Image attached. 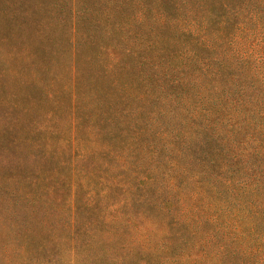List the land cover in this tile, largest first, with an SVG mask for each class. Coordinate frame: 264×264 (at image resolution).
Returning a JSON list of instances; mask_svg holds the SVG:
<instances>
[{
    "label": "trees",
    "instance_id": "obj_1",
    "mask_svg": "<svg viewBox=\"0 0 264 264\" xmlns=\"http://www.w3.org/2000/svg\"><path fill=\"white\" fill-rule=\"evenodd\" d=\"M25 29L70 57L41 128L1 103L0 264H264V0H0Z\"/></svg>",
    "mask_w": 264,
    "mask_h": 264
},
{
    "label": "rangeland",
    "instance_id": "obj_2",
    "mask_svg": "<svg viewBox=\"0 0 264 264\" xmlns=\"http://www.w3.org/2000/svg\"><path fill=\"white\" fill-rule=\"evenodd\" d=\"M29 29H25L19 32L16 30L13 33L6 34L1 36L0 42V54H1V63L0 64V128L3 126L6 120H8V115L11 113L2 108V102L4 98L9 92L12 90H18L23 84L20 81V74L22 73V77L27 80V90H33L37 97L35 96L36 103H30L26 105L25 109L18 110L17 116L21 119L23 123V127L27 129H39L44 124L45 115H49L50 102L46 101V93L42 90V95L40 91L37 89L36 82H40L42 85L48 83L49 81H55L54 86L51 88H62L63 83L66 80L65 73L67 67L66 57H70V49L69 54L65 55L62 51H58V62H53L51 66V72H55L58 78H48L47 80H43L42 77L38 75V69H35L32 65L36 62V58L31 56L29 53L30 49L24 45V39L27 37H31V32ZM66 47V46H65ZM68 47H66L67 49ZM63 55V57H62ZM65 55V56H64ZM64 58V59H63ZM49 62V61H48ZM50 64V63H49ZM34 68V69H33ZM52 73H46L47 76H50ZM70 77V76H69ZM22 84V85H21ZM62 100V104L60 106V117L57 119V126L61 130H65L68 128L69 116H70V97L64 95V91L57 93ZM50 99V97H47ZM61 103V102H60ZM37 110V112L35 111ZM41 113L40 115H36ZM15 115V113H12Z\"/></svg>",
    "mask_w": 264,
    "mask_h": 264
}]
</instances>
